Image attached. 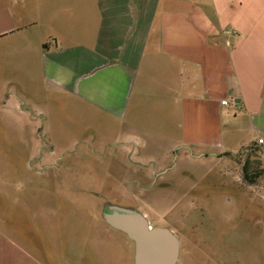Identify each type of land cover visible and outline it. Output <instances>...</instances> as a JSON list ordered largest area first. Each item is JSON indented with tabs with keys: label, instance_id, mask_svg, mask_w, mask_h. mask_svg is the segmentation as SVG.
<instances>
[{
	"label": "crops",
	"instance_id": "obj_1",
	"mask_svg": "<svg viewBox=\"0 0 264 264\" xmlns=\"http://www.w3.org/2000/svg\"><path fill=\"white\" fill-rule=\"evenodd\" d=\"M0 50L41 105L64 104L74 144L109 155L101 185H119L123 200L128 186L169 180L179 157L264 206V0H0ZM46 121L50 131L29 136L59 137L58 119ZM46 151L29 147L38 180H0V264H109L95 259L102 198L65 193L58 178L48 194L58 161Z\"/></svg>",
	"mask_w": 264,
	"mask_h": 264
},
{
	"label": "rangeland",
	"instance_id": "obj_2",
	"mask_svg": "<svg viewBox=\"0 0 264 264\" xmlns=\"http://www.w3.org/2000/svg\"><path fill=\"white\" fill-rule=\"evenodd\" d=\"M15 64L10 66L0 50L1 184H5L9 177L17 183H23L25 175L27 179L38 180L37 161L33 159L34 169L29 172L26 164L31 155L29 147L34 154L43 146L51 152L53 160L58 161V169L48 170V194L56 193L58 178L59 182L65 184V193L87 195L95 190L102 198L98 202L101 206L100 214L110 205L125 208L136 205L141 212L150 215L152 223L159 219L163 221L160 226L180 230L182 245L178 264H197L196 261L200 260L202 264H264L263 202L257 203V208L262 209L253 207L251 200L241 194L237 185L222 184L217 171L206 170L193 161H183L179 157L172 159L173 176L169 180L163 182L159 178L158 184L154 185L150 179H146L138 187L128 186V200H123L126 196L119 185L115 186L110 180L106 181V187L101 185L109 155L106 152L92 153L87 144L88 139H82L79 145L74 144L70 137V112L60 102L57 105H41L40 91L31 89L24 82L22 64ZM35 87H39V83ZM8 97L11 101L17 100L18 105L16 102L15 105L6 106ZM49 114L58 119L53 122V129L59 137L54 138L48 134L30 137L31 130L45 127L49 131L52 129L50 123L45 122ZM260 172V165L254 163L248 174L255 178ZM255 188L257 199L262 200L263 187L257 185ZM133 190L137 193L146 191L141 195L144 201L129 200L133 197ZM98 222L100 230H97L96 240L104 245H101L100 255L95 254V259L102 256L109 264H134L135 243L124 233L109 227L106 222ZM119 259H122V263H119Z\"/></svg>",
	"mask_w": 264,
	"mask_h": 264
},
{
	"label": "water",
	"instance_id": "obj_3",
	"mask_svg": "<svg viewBox=\"0 0 264 264\" xmlns=\"http://www.w3.org/2000/svg\"><path fill=\"white\" fill-rule=\"evenodd\" d=\"M102 217L135 243L134 264H178L181 244L170 229L153 227L140 211L117 205L105 207Z\"/></svg>",
	"mask_w": 264,
	"mask_h": 264
},
{
	"label": "built area",
	"instance_id": "obj_4",
	"mask_svg": "<svg viewBox=\"0 0 264 264\" xmlns=\"http://www.w3.org/2000/svg\"><path fill=\"white\" fill-rule=\"evenodd\" d=\"M223 104H224V105H228V101H223ZM260 143L263 144L264 141H263V140H260Z\"/></svg>",
	"mask_w": 264,
	"mask_h": 264
}]
</instances>
